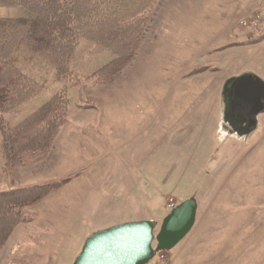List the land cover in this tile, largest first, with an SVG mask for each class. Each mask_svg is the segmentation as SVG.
<instances>
[{
  "label": "rangeland",
  "instance_id": "rangeland-1",
  "mask_svg": "<svg viewBox=\"0 0 264 264\" xmlns=\"http://www.w3.org/2000/svg\"><path fill=\"white\" fill-rule=\"evenodd\" d=\"M255 1L157 0L134 58L108 85L95 73L115 54L94 41L82 40L64 76L38 58L19 57L42 90L4 121L24 122L56 94L67 112L50 149L23 165L6 166L0 130V192L66 182L22 210L0 264H74L97 229L149 218L160 225L171 199L179 205L192 197L199 206L194 228L148 264H264V120L249 138H216L209 96L187 92L218 88L210 79L218 73L219 84L246 70L264 78V38L235 48L249 35L240 21ZM16 11L34 16L18 6L0 7V17ZM260 36L264 28L253 41ZM180 102L202 111L187 117L184 132L168 133V109Z\"/></svg>",
  "mask_w": 264,
  "mask_h": 264
},
{
  "label": "trees",
  "instance_id": "trees-1",
  "mask_svg": "<svg viewBox=\"0 0 264 264\" xmlns=\"http://www.w3.org/2000/svg\"><path fill=\"white\" fill-rule=\"evenodd\" d=\"M156 1L0 0V7L20 6L34 15L0 17V130L7 167L23 165L34 155L47 152L67 112L61 111L66 107L64 95L56 94L24 122L12 127L4 121L6 112L42 90V85L18 66L19 57L38 58L64 76L82 40L94 41L115 54L112 62L95 73L101 84L108 85L134 58L143 38V18ZM64 182L0 192V253L22 222V210Z\"/></svg>",
  "mask_w": 264,
  "mask_h": 264
},
{
  "label": "water",
  "instance_id": "water-1",
  "mask_svg": "<svg viewBox=\"0 0 264 264\" xmlns=\"http://www.w3.org/2000/svg\"><path fill=\"white\" fill-rule=\"evenodd\" d=\"M239 83L240 110L242 121L257 117L264 112V81L252 80L249 74L231 79ZM229 89V88H228ZM229 102L228 105L229 106ZM198 211L195 197L185 200L173 209L159 225L154 220L123 223L95 232L90 236L74 264H148L158 253L176 247L194 228Z\"/></svg>",
  "mask_w": 264,
  "mask_h": 264
},
{
  "label": "crops",
  "instance_id": "crops-1",
  "mask_svg": "<svg viewBox=\"0 0 264 264\" xmlns=\"http://www.w3.org/2000/svg\"><path fill=\"white\" fill-rule=\"evenodd\" d=\"M17 10H21V9H17ZM4 13H6V12H4ZM250 14H248V16ZM15 15L16 16H10V17H12V18L24 17L25 14L23 11H16ZM247 36L248 37L245 38V40H243L241 38L239 40V42H241V43L243 42V44L240 46H235V48L247 47V46L255 45L256 43H259V42L253 41L254 38L252 39V36H249V35H247ZM232 48H234V47H232ZM207 57H209V56H207ZM212 65H214L216 67L215 64H212ZM247 71L248 70H246L245 72H241V73L238 72L237 74L233 75L232 77H227V79L224 80V82L226 81L225 86H224V82L219 84L218 80L220 79L219 76L221 74L217 72L218 74H216L215 77H210V79H211V81H214V79H215V83H218V88H216L215 86L214 87L213 86H210V87L205 86V87H202L201 89H194L193 91L192 90L187 91L194 98H195V96L196 97H198V96L208 97L209 96V98L207 99V102L209 103V101H210L212 104H214V114L210 118V125L212 127H214L215 129H218L216 134H215L216 138L218 137L220 132H221V134H224L223 135L224 137L235 136L238 140H240L242 138H249L250 137V135L246 134V132H243V130H237V128L241 129V128L246 127V123L249 122L248 120H250V118H251V117L248 118V116H247L245 121L244 120L242 121L241 119L239 120V118H238V115H240L242 113L243 114L247 113V111L242 112L238 106L239 101H240L238 88H239L240 84L236 82L234 85L231 84V86L228 87V82L231 79L238 78V77L245 75V74L251 75L252 80L255 82L257 79L258 80L261 79V78L257 77L256 74H254L253 72H247ZM211 73H213V72H211ZM211 76H213V75H211ZM263 79H261V80L264 81ZM183 92H185V91H183ZM187 92H185V93H187ZM190 100H192V98ZM228 102L230 104L229 106H227ZM181 104H182L181 102H180V104H177V106L174 107V108H176L174 110L171 109L170 107L168 109V113L171 115L169 118H167L168 121H166L167 122L166 124H168V126H166V127L169 130L168 133H172L173 129L178 130L180 133L184 132V130L186 129V127L189 124V123H186L187 117H189V115L192 112H195V114H197L199 111H202V109H200L202 107H200V106H198L200 110L199 109L194 110V109H192L193 106H192V108L191 107L189 108L190 105H188L187 107H183V106H181ZM116 107H118V106H116ZM204 108L205 107H203V109ZM116 109H118V108H116ZM114 111H115V109H114ZM263 120H264V112H261L257 117V124L254 125V127H256V128L260 127ZM80 122L81 121L78 120L75 124L80 126ZM83 124H85V121H83ZM149 219L156 221L155 218H149ZM149 219H146V220H149ZM135 221L136 220L118 221L114 224H110V225L106 226L105 228L97 229L95 232H98L100 230L107 229L110 227H114L116 225H120L123 223L135 222Z\"/></svg>",
  "mask_w": 264,
  "mask_h": 264
},
{
  "label": "built area",
  "instance_id": "built-area-1",
  "mask_svg": "<svg viewBox=\"0 0 264 264\" xmlns=\"http://www.w3.org/2000/svg\"><path fill=\"white\" fill-rule=\"evenodd\" d=\"M256 6V9L248 17L240 21V27L252 36L258 34L264 28V0H257ZM167 206L171 211L177 204L171 199Z\"/></svg>",
  "mask_w": 264,
  "mask_h": 264
},
{
  "label": "flooded vegetation",
  "instance_id": "flooded-vegetation-1",
  "mask_svg": "<svg viewBox=\"0 0 264 264\" xmlns=\"http://www.w3.org/2000/svg\"><path fill=\"white\" fill-rule=\"evenodd\" d=\"M248 121L249 122L246 123V127L241 128V129L237 128V130H243V132H246V134L251 135L254 132V130L256 129V127H254V122L251 119Z\"/></svg>",
  "mask_w": 264,
  "mask_h": 264
},
{
  "label": "bare ground",
  "instance_id": "bare-ground-1",
  "mask_svg": "<svg viewBox=\"0 0 264 264\" xmlns=\"http://www.w3.org/2000/svg\"><path fill=\"white\" fill-rule=\"evenodd\" d=\"M79 255H80V254H79ZM79 255H78V256H79ZM78 256H77V257H78ZM74 262H75V261H74Z\"/></svg>",
  "mask_w": 264,
  "mask_h": 264
}]
</instances>
